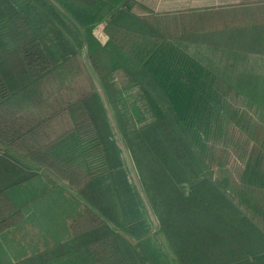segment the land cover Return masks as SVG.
Segmentation results:
<instances>
[{
	"label": "trees",
	"instance_id": "1",
	"mask_svg": "<svg viewBox=\"0 0 264 264\" xmlns=\"http://www.w3.org/2000/svg\"><path fill=\"white\" fill-rule=\"evenodd\" d=\"M57 1L85 28L82 36L47 0H0V147L66 180L84 207L70 226L73 239L38 256L36 264H180L167 245L152 199L155 192L150 194V171H166L160 165L167 161L152 158L155 167L150 169L146 163L147 155H158L154 148L167 156L171 139L194 156L200 168L193 178L208 176L224 184L264 230V110L243 106L234 90L172 39L119 25L112 15L125 0ZM103 22L109 41L100 50L91 30ZM84 43L162 235L150 231L145 206L130 184L102 102L81 61ZM114 78L127 82L124 90L116 88ZM53 119L56 135L36 146L35 132ZM132 146L146 155L141 164H146L151 182L143 178ZM146 146L153 152H146ZM108 154L117 163L115 180ZM119 187L128 194L127 207L114 192H122ZM12 208L0 190V218ZM19 216L3 219L0 229L14 225Z\"/></svg>",
	"mask_w": 264,
	"mask_h": 264
},
{
	"label": "crops",
	"instance_id": "2",
	"mask_svg": "<svg viewBox=\"0 0 264 264\" xmlns=\"http://www.w3.org/2000/svg\"><path fill=\"white\" fill-rule=\"evenodd\" d=\"M118 8L112 16L119 25L172 39L234 90L243 106L264 110V0H125ZM104 25L91 30L100 50L109 41ZM114 82L117 89L127 86L118 78ZM52 121L35 132L36 146L53 133ZM0 190L13 207L0 222L20 215L14 225L0 229V264H36L38 256L73 239L70 224L84 207L40 164L0 147Z\"/></svg>",
	"mask_w": 264,
	"mask_h": 264
},
{
	"label": "rangeland",
	"instance_id": "3",
	"mask_svg": "<svg viewBox=\"0 0 264 264\" xmlns=\"http://www.w3.org/2000/svg\"><path fill=\"white\" fill-rule=\"evenodd\" d=\"M102 26L97 27V30H101ZM98 35L102 37L103 33L100 32ZM218 69H220L219 63ZM54 121L53 119V123L51 122L52 131L57 125ZM55 135L54 132L47 136ZM135 141H133L134 144ZM146 148V152H153L152 147L146 146ZM169 148L172 150L167 156V153L163 156L159 148L158 150L154 148L158 155L146 157L144 153L132 146L137 163L140 161L141 164L142 158L146 157L149 169L151 166L155 167L152 158H154L153 162H156V159L167 161L160 165L166 171L162 169L150 171L154 180L150 194L152 195V191L155 192L152 199L158 207L157 213L162 227L164 226L167 245L178 262L180 264H231L249 258L245 261L248 262L247 264H264V258L259 260L252 258L264 252V239L259 237L258 231L244 221L229 204L210 191L204 183L196 186V190V187L190 188L186 182L197 174L200 167L195 163L194 156L190 152L189 155L185 153L184 148L175 143V140L171 139ZM108 157V169L115 180L118 171L117 163L112 161L109 154ZM196 157L199 159L198 155ZM145 165L141 164V174L146 182H151V175L148 173V168L145 170ZM198 179L193 178V182ZM220 186L226 190L224 184ZM109 189L107 188L108 191ZM102 190L106 192L104 188ZM121 190L122 192L116 188L114 192L119 193L116 195L117 199L123 201L124 207H127L128 194L122 188ZM120 201L118 204L121 207ZM119 206L114 205L117 209ZM53 229L56 230L55 232L61 231L58 227ZM141 251L144 252L142 249Z\"/></svg>",
	"mask_w": 264,
	"mask_h": 264
},
{
	"label": "water",
	"instance_id": "4",
	"mask_svg": "<svg viewBox=\"0 0 264 264\" xmlns=\"http://www.w3.org/2000/svg\"><path fill=\"white\" fill-rule=\"evenodd\" d=\"M60 14H62L66 20H68L69 22H71L75 28L79 31V33L82 36V32L83 29H85L84 27H82L81 25H79V23L74 19V17L68 13L59 3L57 0H47ZM81 61L91 79V83L93 85V87L95 88L105 111V115H106V119L108 121L109 124V128L111 130L112 133V137L115 140L116 146L118 147V150L120 152V158L122 159V161L124 162V165L127 169V172L129 174V181L130 184L135 188L139 199L142 201V203L145 206V210L147 211L146 216L149 217V222H150V231L157 235H162L161 231L159 230V223H158V219L157 217L154 215L153 210L150 206V203L148 201V198L146 196L145 191L142 188L140 179L138 177L136 168L134 166V162L132 160V156L131 153L124 141V138L118 128L116 119L114 117V113L112 110V106L108 100V97L106 95L105 89L102 85V82L99 78V76L97 75L94 67L92 66L89 56H88V50H87V45L86 43H84V50L82 51L81 54ZM48 175L55 180L58 184H60L61 186H63L64 188H66L70 194H72L78 201L80 204H83V200L77 196V194L71 190L67 184L65 182H62L61 180L57 179L56 177L52 176L51 174L48 173ZM203 182H207L209 183L212 188H214L226 201L229 202V204L231 206H233L241 216H243L246 220H248L252 225H254L258 230H260L263 234H264V230L261 229L258 224L251 219V217H249L235 202L234 200L227 194V190H225L224 188H222L221 186H219L216 181L214 180V178H210L208 176H203L200 177L196 182H194L193 184H190L189 187L190 188H194L200 184H202ZM53 225H57L54 224ZM71 236V235H70ZM264 256V252L255 256H252V258H258V257H262ZM249 258L240 260L236 263H241V262H245L247 261ZM236 263H231V264H236Z\"/></svg>",
	"mask_w": 264,
	"mask_h": 264
}]
</instances>
